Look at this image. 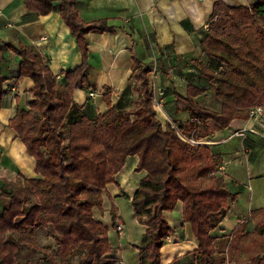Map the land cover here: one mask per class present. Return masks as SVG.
Segmentation results:
<instances>
[{
    "label": "trees",
    "instance_id": "obj_1",
    "mask_svg": "<svg viewBox=\"0 0 264 264\" xmlns=\"http://www.w3.org/2000/svg\"><path fill=\"white\" fill-rule=\"evenodd\" d=\"M40 15L54 9L53 0H25ZM60 0L58 9L82 55V63L58 79L25 45L0 41V59L9 49L21 59L19 78L33 82L28 109H18L8 126L35 161L36 178L19 176L6 182L0 195L7 198L0 213V264H19L20 247L43 252L46 264H114L108 228L94 218L101 209L102 192L124 166L137 156L136 172L146 175L130 199L133 214L146 226L139 264H160V249L171 228L164 218L178 202L183 222L190 223L197 242L195 263L215 264V230L225 217L229 202L237 198L219 174L221 155L200 141L214 130L225 129L234 119L246 120L249 111L264 105V0L230 7L217 1L201 41L212 65H194L208 87L191 85L183 99L190 121L162 126L152 105L150 70L133 58L135 91L132 110L110 108L89 118L73 101L76 87L87 80V35L115 32L107 20L84 22L73 6ZM0 74V104L4 95ZM212 90L220 111L204 108L193 99ZM211 124L215 127L213 130ZM182 137H180V135ZM6 188V189H5ZM254 231L238 229L231 240L233 264H264V209L250 214ZM115 220V217H113ZM51 226L55 250L38 245L35 232Z\"/></svg>",
    "mask_w": 264,
    "mask_h": 264
},
{
    "label": "crops",
    "instance_id": "obj_2",
    "mask_svg": "<svg viewBox=\"0 0 264 264\" xmlns=\"http://www.w3.org/2000/svg\"><path fill=\"white\" fill-rule=\"evenodd\" d=\"M217 1L237 7L248 6L256 0H76L73 8L79 19L86 23L105 19L115 27L113 34L87 35V80L84 88L76 87L73 91V101L81 107L82 113L94 118L110 108L132 110L135 107L138 98L133 71L135 57L150 70L152 93L161 100L156 118L162 126L167 120L175 125L190 121L185 102L176 94L186 97L191 85L208 87L194 62L206 67L212 65L210 57L202 50L201 41ZM59 4L60 0H53L54 9L40 15L35 8H28L25 0H0V41L28 46L38 60L61 79L62 72L71 71L82 63V55L62 18ZM20 62L18 55L4 49L0 59L5 92L0 104V192L6 182H14L16 177H37L33 157L8 126L16 111L28 109L33 100L32 80L19 78ZM193 100L204 108L220 111L221 103L212 90ZM211 128L215 129L212 124ZM201 140L212 153L221 155L219 174L226 186L237 193L219 226L210 232L214 238L215 264H218L219 258L234 244L231 238L235 231H254L250 214L264 209V110L256 120L234 119L225 129L214 130ZM137 165V156L127 157L115 177L116 183L108 184L102 192V205L114 208L118 219L115 226L120 222L123 228L120 234L115 229L112 232L105 215L97 220L108 228L109 243L116 259L114 264H139V248L145 244L146 226L143 228L134 214L132 226H127L119 211L121 204L131 205L130 199L146 175L145 171L136 172ZM7 202V198L0 195V213ZM164 218L171 232L160 249V264H178L179 261L206 264V259L194 261L197 242L191 224L183 222L181 202L172 211L164 212ZM46 229L36 230L37 241L38 232ZM50 233L53 234L52 228Z\"/></svg>",
    "mask_w": 264,
    "mask_h": 264
},
{
    "label": "rangeland",
    "instance_id": "obj_3",
    "mask_svg": "<svg viewBox=\"0 0 264 264\" xmlns=\"http://www.w3.org/2000/svg\"><path fill=\"white\" fill-rule=\"evenodd\" d=\"M167 123H168V120H167ZM176 127H177V125H176ZM199 142H203L202 144H199V145L207 146L205 141L200 140ZM17 179H18V177H16L14 182ZM107 206H108V204H107ZM131 209H132V206L131 205L128 206L125 203L121 204V207L119 208L123 222L127 226H132L131 224L133 223V212ZM99 211L96 210V208L93 210L94 218L96 220H98L100 215H102L103 218L105 215V220L107 223H109V225L111 226L110 230L113 232V230L115 229V220H118L116 217V213L114 214V212H113L114 208L112 206H109V207L105 206L104 207L103 205H101V209H99ZM104 212H107V213L103 214ZM113 217H115V220H113ZM141 225L143 228L145 227L143 224H141ZM50 230H51V227H48L46 230L39 231L38 235H37L38 245L42 248H45L47 251L54 250V247H55V243L52 242L50 240V238H48V237H50V234H51ZM122 230H123V228H122ZM43 256H44V253L42 251L41 252H30L25 247H20L18 255L16 257V260L19 264H46V262H44V260L42 259ZM228 262H229V264H233L230 249L226 255L219 258L218 264H228ZM174 264H177V263H174ZM178 264H182V263L179 261Z\"/></svg>",
    "mask_w": 264,
    "mask_h": 264
},
{
    "label": "built area",
    "instance_id": "obj_4",
    "mask_svg": "<svg viewBox=\"0 0 264 264\" xmlns=\"http://www.w3.org/2000/svg\"><path fill=\"white\" fill-rule=\"evenodd\" d=\"M90 95H92V94H90ZM151 102H152L153 108L155 110V113L161 110V100H160V97L157 96V94L152 93V101ZM263 110H264L263 106H259V107L251 109L248 113L249 118L256 120L263 113ZM168 124L170 125V127L172 129H174L176 132H178L176 125L171 120H168ZM180 137H182V136L180 135ZM182 139H184L185 141L189 142L192 145H199V144L203 143V142L194 141L191 139H186L184 137H182ZM115 229L120 234L122 232V224L120 222H117Z\"/></svg>",
    "mask_w": 264,
    "mask_h": 264
}]
</instances>
